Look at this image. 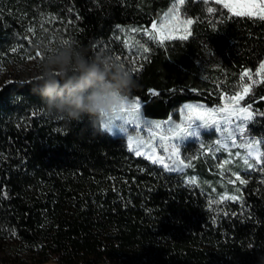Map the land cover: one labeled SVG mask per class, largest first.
I'll return each instance as SVG.
<instances>
[{
    "label": "trees",
    "instance_id": "obj_1",
    "mask_svg": "<svg viewBox=\"0 0 264 264\" xmlns=\"http://www.w3.org/2000/svg\"><path fill=\"white\" fill-rule=\"evenodd\" d=\"M175 1L0 0V57L27 28L116 57L122 28L149 29ZM181 12L194 21L188 38L148 40L131 69L143 117L165 121L189 102L216 107L242 83L251 92L241 105L264 113V19L204 0H185ZM38 79L0 87V242L15 238L34 264H264V164L243 173L240 200L219 202L124 138L94 131L87 116L48 117ZM245 133L264 153V115ZM205 170L189 173L212 182Z\"/></svg>",
    "mask_w": 264,
    "mask_h": 264
},
{
    "label": "rangeland",
    "instance_id": "obj_2",
    "mask_svg": "<svg viewBox=\"0 0 264 264\" xmlns=\"http://www.w3.org/2000/svg\"><path fill=\"white\" fill-rule=\"evenodd\" d=\"M204 1L216 2L223 6L222 0L221 2H218V0ZM183 5H180L178 0H176L166 13L152 23L149 29L122 28L120 30L116 40H122L126 50L119 56L122 57L121 61L130 68V70L139 68L140 57L148 40L159 42L163 39L164 35L177 37L175 39H180L179 37L187 35L184 31L173 32L171 30L172 26H178L177 21L173 19L177 15L181 20L189 19L181 12V7ZM176 9H179V12H177ZM225 9L228 11L227 8ZM229 14L233 15L232 12H229ZM165 20L171 21V25L161 29V22ZM153 24L157 26L158 30L157 39L155 40L150 39L147 34L153 31ZM190 27L191 25L188 26L189 31ZM133 29L137 31H132ZM25 34L26 38L24 40L21 38L18 39L19 41L11 45L7 53L0 57V87L7 83H25L39 77L38 68L40 57H38L36 53L37 51L40 52V49L37 47L40 41L54 46L63 43L62 41L48 38L45 35L35 34L32 29L30 31V28L25 30ZM175 39L170 38L164 40V42ZM13 49H15V51ZM133 61L135 63H133ZM261 63H264V60ZM240 93L243 94V91ZM229 97L230 96L221 98L220 104L213 108H222L226 104L231 103L228 99ZM186 104L203 105L204 108H209L199 102L185 103L174 112L172 118L165 121L146 119L139 111V128H137L135 124L118 119L113 120L111 132L106 133L112 137L124 138L129 151L128 137L131 136L134 141L132 144L134 150L130 152L150 162H152V159L155 157H163V163L169 165H173V160L168 159V157L172 151V146L176 144L181 153L180 159L184 161V165L189 166L176 163L174 164L175 170H168L163 166V163L154 164L164 168L168 172L185 174L184 180L186 184L194 186L209 195H215L219 202L240 200L241 194L239 193H241V186L243 184H241L236 177L239 176L241 179L245 180L243 173L261 168L264 164L263 156L260 157L261 162L256 163V156L262 153L260 140L247 136L245 131L243 134L236 131L237 123H243L244 129H246V125L249 121H235L233 124H225L223 126V131H217L211 126H202L200 121H194L189 129L188 135L175 137L177 134H183L181 129L186 128L191 119L196 115L203 114L208 119H217L218 116L221 115L217 113H203L200 109H184V105ZM239 107H243L241 103ZM156 125H159V127H156ZM230 133L236 136L235 143L229 139ZM252 142H256L253 148V156L248 157V147H242L241 145H247ZM137 148L143 155L136 154L135 149ZM165 148L168 150L165 151ZM245 159H248L249 164H252L253 167L250 168L248 164H245ZM226 161L227 163H225ZM199 163L205 165L206 174H214L216 176L212 182L198 174L191 175L189 173L194 171ZM221 165H223V167H221ZM211 167L214 168L215 171H212ZM193 180H195V183L191 182ZM228 196L236 197V199H224V197ZM0 264H34V260L26 255L25 248L21 243L15 238L9 237L3 242H0ZM46 264L56 263L50 260Z\"/></svg>",
    "mask_w": 264,
    "mask_h": 264
},
{
    "label": "clouds",
    "instance_id": "obj_3",
    "mask_svg": "<svg viewBox=\"0 0 264 264\" xmlns=\"http://www.w3.org/2000/svg\"><path fill=\"white\" fill-rule=\"evenodd\" d=\"M36 93L44 113L67 125L88 117L94 131L110 133L113 120L137 87L132 71L110 52L94 55L71 43L40 41Z\"/></svg>",
    "mask_w": 264,
    "mask_h": 264
},
{
    "label": "snow or ice",
    "instance_id": "obj_4",
    "mask_svg": "<svg viewBox=\"0 0 264 264\" xmlns=\"http://www.w3.org/2000/svg\"><path fill=\"white\" fill-rule=\"evenodd\" d=\"M218 2H221V0H218ZM223 2V6L225 8L228 9L229 12H232L233 15L235 16H258L260 19H264V0H222ZM178 3L180 5H183L185 3V0H178ZM177 12H179V9H176ZM208 11L211 13L213 11L212 8H209ZM173 19H175L177 21V25L178 26H172V31H184L187 33V35L181 36L179 37L180 39H187L188 35H190V31L188 29V26H190L194 21L191 19H179V16L177 15L176 17H174ZM171 25V21H162L160 28L164 29L166 26H170ZM153 31L151 33H147L149 35L150 39H157V35H158V30H157V26L155 24H153L152 26ZM31 31V29H30ZM132 31H137L135 29H133ZM175 39L177 37L175 36H168V35H164L163 39H161L159 42L163 43L164 40L167 39ZM63 43L67 44L69 43V41L65 40L63 41ZM15 51V49H13ZM144 52H148L149 49L148 48H144L143 49ZM36 55L38 57L41 56V53L39 51H37ZM116 58L118 60H121L122 57L120 56H116ZM133 63H135L133 61ZM133 71H138V69H133ZM257 74H264V63H261L259 69L257 70ZM244 76H248V72L246 71L244 74ZM243 80V76L241 78ZM249 79H251V77H249ZM240 87L242 88L243 94H241L240 92H236L234 95L230 96L228 99L231 103L226 104L224 107L222 108H204L203 105H192V104H186L184 105V109H190V110H197L200 109L203 111V113H217V114H221L218 116L217 119H208L205 117V115L200 114V115H196L195 117H193L190 121V123L188 124V126L186 128L181 129V132L183 133L181 134H177L175 137H179V136H185L189 134V129L191 128L192 124L194 121H200L202 126L208 127L211 126L213 127L215 130L217 131H223L224 130V125L225 124H233L235 121H241V122H246V121H251L255 118V115H264V113H254L251 110V104H249L247 107H239L240 102L242 100L245 99V96L248 95L251 92V87L248 84H241ZM139 111H140V101L138 99H132L130 98L126 104L122 107V116L119 117V119L124 120L127 123H132L135 124L137 128L140 127L138 121H139ZM156 127H159V125H156ZM109 131H111V128L109 129ZM236 131L243 134V132L245 131L244 127H243V123H237L236 124ZM229 139L232 140L233 143H235L236 140V136L232 133L229 134ZM128 141H129V148L130 151L134 150L132 148V144L134 143L133 138L131 136L128 137ZM142 143V142H141ZM256 142H252V143H248L247 145H241L248 147L249 151L247 153L248 157H252L253 156V148H254V144ZM168 149L165 148V151H167ZM136 154L137 155H143V153L141 151H139V149H135ZM180 151L178 150L176 144H174L172 146V151L169 154L168 159L173 160V165H169L167 163H163L164 158L163 157H155L152 159L153 163H163V166L168 169V170H175L174 169V164L179 163L181 165H184V161L182 159H180ZM264 156V153H260L258 156H256V163H260L261 159L260 157ZM227 163V161L225 162ZM245 164H248V166L251 168L253 167L252 164H249L248 159H245ZM184 166H189V165H184ZM221 167H223V165H221ZM237 180L240 181L241 184H245L247 181L241 179L239 176L236 177ZM192 183H195V180L191 181ZM224 199H236V197H232V196H228V197H224Z\"/></svg>",
    "mask_w": 264,
    "mask_h": 264
}]
</instances>
